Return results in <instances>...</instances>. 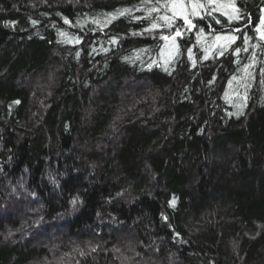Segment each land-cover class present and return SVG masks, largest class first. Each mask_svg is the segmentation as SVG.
<instances>
[{"label":"trees","instance_id":"obj_1","mask_svg":"<svg viewBox=\"0 0 264 264\" xmlns=\"http://www.w3.org/2000/svg\"><path fill=\"white\" fill-rule=\"evenodd\" d=\"M164 3L0 0V264H264V0Z\"/></svg>","mask_w":264,"mask_h":264},{"label":"snow or ice","instance_id":"obj_2","mask_svg":"<svg viewBox=\"0 0 264 264\" xmlns=\"http://www.w3.org/2000/svg\"><path fill=\"white\" fill-rule=\"evenodd\" d=\"M157 3H160V0H157ZM218 3H219V0H206V3H201L200 0H187V4L191 6V14L192 15H199V12H198L199 9L207 8L209 5H217ZM161 6L164 7V8H169V6H170V10L172 11V16L173 17L179 16L180 18H182L184 20L185 25L188 26V30L189 31L192 28L195 27V25L192 23V20L190 19V16L188 14V8L185 5L184 0H167V3H164ZM221 6H230L233 9V13H235V15H229L228 16V19H229L230 22L233 19H237V20L240 19V16L238 14L239 13V9L234 4L221 5ZM216 10L217 9L215 7H213L211 9V11H209L207 13V15L211 16L212 12L216 11ZM129 11H130L129 9H123V10H118L114 14H108L110 16V19L107 22L111 23V20L116 19L117 16H123L125 13H128ZM151 11L159 12L160 8L154 7V8L151 9ZM160 19L163 20L164 23L167 26H169V27L172 26V17H169V16L165 15V16H162ZM64 22L65 23H70V21H68L67 19H65ZM33 23H36V22L33 21ZM216 23H220V21L217 20ZM261 24H264V17H261ZM158 26L159 25L156 24V23L152 24V28H156ZM201 31H203V30H201ZM236 31H239V29H236ZM257 31L260 32L259 38L261 40H264V31H261L259 28H257ZM62 35H63V33H62ZM180 36H182L181 30L180 29H176L174 36H162L161 39L166 40V41L167 40H175L177 37H180ZM215 39H216V41H219L221 39H225V40H229L231 42H235L236 37H234V36H224V37H222L220 35H217L215 37ZM113 42H115V41H113ZM245 50H247V49H245ZM189 51H191V49H189ZM236 51L238 53L240 51V49H237ZM222 54L223 53H221V55ZM77 55H79V53H77ZM149 67H151V65H149ZM248 67L249 66H246L245 71H247ZM239 107L242 109L244 107V105H240ZM239 114L242 115L243 112L241 111ZM75 203H76V199L73 200V204H75ZM169 203H170L171 206H175V203H176L175 197ZM164 219L166 220L167 217H164Z\"/></svg>","mask_w":264,"mask_h":264},{"label":"rangeland","instance_id":"obj_3","mask_svg":"<svg viewBox=\"0 0 264 264\" xmlns=\"http://www.w3.org/2000/svg\"><path fill=\"white\" fill-rule=\"evenodd\" d=\"M264 31V30H263ZM41 262H43V260H39L38 262H37V264H40ZM32 264H36L35 262H33Z\"/></svg>","mask_w":264,"mask_h":264}]
</instances>
